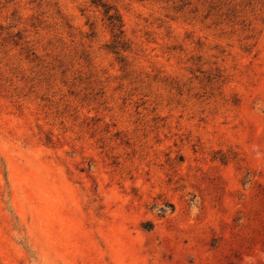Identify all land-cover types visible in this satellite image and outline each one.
I'll list each match as a JSON object with an SVG mask.
<instances>
[{
    "label": "rangeland",
    "instance_id": "rangeland-1",
    "mask_svg": "<svg viewBox=\"0 0 264 264\" xmlns=\"http://www.w3.org/2000/svg\"><path fill=\"white\" fill-rule=\"evenodd\" d=\"M102 1L0 0V264H264V0Z\"/></svg>",
    "mask_w": 264,
    "mask_h": 264
},
{
    "label": "trees",
    "instance_id": "trees-1",
    "mask_svg": "<svg viewBox=\"0 0 264 264\" xmlns=\"http://www.w3.org/2000/svg\"><path fill=\"white\" fill-rule=\"evenodd\" d=\"M92 4L103 8L104 14L109 20V25L112 29L113 36L115 37V43H119V38L123 35V23L120 15L117 11L112 12L111 7L102 0H90ZM114 49L117 48V44L112 46Z\"/></svg>",
    "mask_w": 264,
    "mask_h": 264
}]
</instances>
